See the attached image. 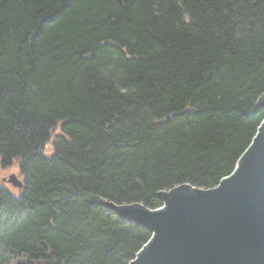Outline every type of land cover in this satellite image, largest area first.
I'll list each match as a JSON object with an SVG mask.
<instances>
[{"label": "trees", "instance_id": "trees-1", "mask_svg": "<svg viewBox=\"0 0 264 264\" xmlns=\"http://www.w3.org/2000/svg\"><path fill=\"white\" fill-rule=\"evenodd\" d=\"M263 93L264 0H0V264H128L106 203L215 187Z\"/></svg>", "mask_w": 264, "mask_h": 264}, {"label": "water", "instance_id": "water-1", "mask_svg": "<svg viewBox=\"0 0 264 264\" xmlns=\"http://www.w3.org/2000/svg\"><path fill=\"white\" fill-rule=\"evenodd\" d=\"M264 106V93L255 111ZM4 182L22 189L11 174ZM162 205L107 207L151 232L128 264H264V119L231 174L212 188L182 184L158 194Z\"/></svg>", "mask_w": 264, "mask_h": 264}, {"label": "rangeland", "instance_id": "rangeland-1", "mask_svg": "<svg viewBox=\"0 0 264 264\" xmlns=\"http://www.w3.org/2000/svg\"><path fill=\"white\" fill-rule=\"evenodd\" d=\"M11 174H15V175H17V176L20 178V176H19L20 174H19L18 166H17V165H13V167H11V168H7V169H6V168H3V167L1 166V160H0V180H1L2 182H4L3 180H4V179H8V177H9ZM4 183H6V182H4ZM6 187L10 188V190L14 191L15 193H17V192L19 191L18 189L12 187V185L7 184V183H6Z\"/></svg>", "mask_w": 264, "mask_h": 264}]
</instances>
